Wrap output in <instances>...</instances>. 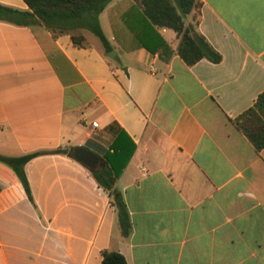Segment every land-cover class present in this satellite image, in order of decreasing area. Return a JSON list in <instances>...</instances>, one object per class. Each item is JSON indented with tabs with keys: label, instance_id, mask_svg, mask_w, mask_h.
<instances>
[{
	"label": "crops",
	"instance_id": "0c3cea01",
	"mask_svg": "<svg viewBox=\"0 0 264 264\" xmlns=\"http://www.w3.org/2000/svg\"><path fill=\"white\" fill-rule=\"evenodd\" d=\"M198 2L185 24L217 64L187 66L180 37L152 31L135 0L99 15L110 51L87 30L0 21V156L86 149L97 173L117 172L131 226L123 237L108 194L67 155L25 165L35 207L0 164V264H100L105 251L127 264H264V149L234 123L264 92V0Z\"/></svg>",
	"mask_w": 264,
	"mask_h": 264
},
{
	"label": "trees",
	"instance_id": "16d2710c",
	"mask_svg": "<svg viewBox=\"0 0 264 264\" xmlns=\"http://www.w3.org/2000/svg\"><path fill=\"white\" fill-rule=\"evenodd\" d=\"M22 1L28 7V11L22 12L0 5V21L17 26H43L51 32L53 37L73 31L87 30L99 39L105 51H110L99 24V15L112 0ZM135 2L137 8L141 9L142 18L152 31L155 30V27L169 29L180 37L177 54L187 66H192L203 59L215 64L221 61V56L196 31L195 26L185 24V18L200 6L198 0H135ZM71 39L77 46L84 43V37L81 34L74 35ZM159 48L164 59H168L172 53L170 48L163 43ZM234 123L257 151L264 149V92L258 96L254 106L237 117ZM47 154L71 157L70 153L65 150L36 152L20 157L0 156V164L13 172L27 199L34 207L24 167L32 159ZM90 172L97 185L108 194L111 206L116 208L121 235L127 237L131 226L123 198L115 189L118 180L117 172L113 171L108 162H106V168L100 172L97 173L94 169ZM100 264L127 263L120 253L105 251L102 253Z\"/></svg>",
	"mask_w": 264,
	"mask_h": 264
},
{
	"label": "water",
	"instance_id": "95a60500",
	"mask_svg": "<svg viewBox=\"0 0 264 264\" xmlns=\"http://www.w3.org/2000/svg\"><path fill=\"white\" fill-rule=\"evenodd\" d=\"M70 155L75 161L84 165L89 170L95 169L98 164V158L84 148L73 149L70 151Z\"/></svg>",
	"mask_w": 264,
	"mask_h": 264
},
{
	"label": "built area",
	"instance_id": "2783aa9c",
	"mask_svg": "<svg viewBox=\"0 0 264 264\" xmlns=\"http://www.w3.org/2000/svg\"><path fill=\"white\" fill-rule=\"evenodd\" d=\"M93 129H98V124L96 122L91 123Z\"/></svg>",
	"mask_w": 264,
	"mask_h": 264
}]
</instances>
